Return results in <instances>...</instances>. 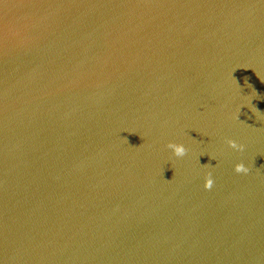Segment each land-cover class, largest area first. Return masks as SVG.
<instances>
[{
  "label": "water",
  "instance_id": "95a60500",
  "mask_svg": "<svg viewBox=\"0 0 264 264\" xmlns=\"http://www.w3.org/2000/svg\"><path fill=\"white\" fill-rule=\"evenodd\" d=\"M0 264H264V0H0Z\"/></svg>",
  "mask_w": 264,
  "mask_h": 264
},
{
  "label": "clouds",
  "instance_id": "9594fccd",
  "mask_svg": "<svg viewBox=\"0 0 264 264\" xmlns=\"http://www.w3.org/2000/svg\"><path fill=\"white\" fill-rule=\"evenodd\" d=\"M231 143H232L233 147H239L241 150H243V145H237V143L235 141H232ZM168 146L175 149V154L177 156H182L185 153V148L183 147V145H175L173 143H169ZM235 171L237 173H245L246 174L249 172V169L247 167H245V165L243 163H241V164H237L235 166ZM213 185H214V180L210 177L206 178V182H205L204 187L208 190H211Z\"/></svg>",
  "mask_w": 264,
  "mask_h": 264
}]
</instances>
